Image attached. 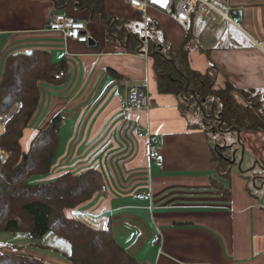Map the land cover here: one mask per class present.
<instances>
[{
  "label": "crops",
  "instance_id": "obj_1",
  "mask_svg": "<svg viewBox=\"0 0 264 264\" xmlns=\"http://www.w3.org/2000/svg\"><path fill=\"white\" fill-rule=\"evenodd\" d=\"M128 1L104 0L106 14L131 22L139 18L147 34L146 14L154 9L142 14ZM207 1L234 10V22L191 18L183 24L168 16L151 22L159 24L175 49L192 32L190 67L204 73L212 62L218 69L216 88L229 83L237 91L264 95V0ZM84 13L72 3L57 10L51 0H0V78L9 56L37 50L66 68L61 84H38L39 102L28 125L38 119L34 137L60 117V148L49 178L94 169L106 187L66 214L109 227L114 239L146 264H264V190L258 188L263 181L254 187V177L246 179L254 164V173L264 176V132L223 135L231 141L223 139L218 146H228L235 163H230L229 180L222 179L206 133L181 115L173 95L157 93L144 42L146 55L128 52L122 41L107 36L100 19ZM54 15L84 21L89 42L48 30L45 24ZM133 88L145 92L147 109L125 108L124 97ZM153 149L163 155V168L147 160ZM39 254L46 263L67 264L56 250Z\"/></svg>",
  "mask_w": 264,
  "mask_h": 264
},
{
  "label": "trees",
  "instance_id": "obj_2",
  "mask_svg": "<svg viewBox=\"0 0 264 264\" xmlns=\"http://www.w3.org/2000/svg\"><path fill=\"white\" fill-rule=\"evenodd\" d=\"M51 1L57 10H64L70 3L76 11L87 10L91 20L100 19L105 25L108 37L122 41L128 52L139 50L140 37L131 34V21L106 14L104 0ZM146 27L145 49L152 61L157 93L173 95L183 117H197L198 122L191 125L194 129L221 136L264 132V95L253 90L237 91L229 83L216 88L218 69L212 62L204 73L191 69L192 39L188 35L175 49L159 24L148 21ZM65 75L64 62L54 63L46 51L14 54L6 59L0 78V117L6 118L0 150L7 154L5 162L0 160V233H12L13 237L23 233L39 246L51 233L68 243L69 264H146L132 257L114 239L109 227L98 228L65 216L101 191L104 181L98 171L67 172L52 182L29 183L33 177L50 174L60 148L58 115L37 131L27 152L20 148L19 142L38 106V84H61ZM16 105L18 109L13 111ZM214 147L212 161L217 163L220 177L229 180L230 148ZM254 175L251 172L246 179ZM0 264L49 263L19 253L0 252Z\"/></svg>",
  "mask_w": 264,
  "mask_h": 264
},
{
  "label": "built area",
  "instance_id": "obj_3",
  "mask_svg": "<svg viewBox=\"0 0 264 264\" xmlns=\"http://www.w3.org/2000/svg\"><path fill=\"white\" fill-rule=\"evenodd\" d=\"M128 5L132 10L142 14H145L147 9L152 8L183 24H188L191 18L202 21L218 18L221 22L233 23V17L235 16L234 10H221L215 4L207 0H129ZM45 27L50 31L61 32L68 40L80 44L89 42L86 24L84 21L78 20L72 16L54 15L49 18ZM143 38L144 45H146V34ZM123 103L125 108L130 110L142 111L148 108L147 95L140 88H133L129 91L125 95ZM148 159L151 165L157 168H163V155L155 151H149ZM105 191L106 187L103 186L101 192L103 193Z\"/></svg>",
  "mask_w": 264,
  "mask_h": 264
},
{
  "label": "rangeland",
  "instance_id": "obj_4",
  "mask_svg": "<svg viewBox=\"0 0 264 264\" xmlns=\"http://www.w3.org/2000/svg\"><path fill=\"white\" fill-rule=\"evenodd\" d=\"M88 13H84V17L87 16ZM147 18L149 21H156V22H161L162 17L165 16L157 11L154 10H148L147 14H146ZM86 19V18H84ZM127 21L129 22L130 19L126 18ZM139 20L136 19V21H132L129 25V28L131 30L132 33H136L138 34V36L140 38H143L145 36V34L143 35V27H142V22L141 21H137ZM147 33V31H146ZM188 35L189 39L193 38V34L192 32H186V35H184V38ZM169 39V38H168ZM170 41V39H169ZM183 42V41H182ZM27 53V52H26ZM264 105V104H263ZM18 109V105H16L13 109V111H17ZM196 118V119H195ZM189 117V121L190 122H198L197 117ZM5 117H0V134L4 131V127L3 125L5 124ZM38 119L36 118L35 121L33 123L30 124V126H28V128L24 131L22 138L19 142L20 144V148L23 152H27L30 148V141L31 138L33 137V135L35 134V130L33 129L34 126H36ZM209 146L211 147H216L218 146L223 139H226L227 143H229V141H231L230 138H227L225 136H221V135H211V134H206ZM1 151V150H0ZM151 151H155V149L151 150ZM3 154H0V160L1 162H5V160L7 159V154L4 151H1ZM147 160L148 159V155H147ZM234 171L238 172L239 169L238 167H234ZM238 170V171H237ZM258 170V169H255ZM254 171V170H253ZM259 171V170H258ZM45 175V176H41V177H33L30 179V184L31 185H41L44 183H48V182H52L54 181L56 178L52 179L49 178L50 176ZM260 184V183H259ZM255 187V186H254ZM262 190H264V188H262ZM69 212L65 215L67 218H70L71 216H69ZM75 215V214H73ZM12 234V233H11ZM10 233H0V252H12V253H16V254H22V255H27V256H31V257H35V258H39L40 255L39 251H57L58 254L61 256L62 260H66L67 264H68V260H67V256L69 254V245L67 242H65L64 240H61L59 238H57L56 236H54L51 233H48L45 238L43 239V241L40 243L43 247L42 249L40 247H38L39 245L37 241L30 239L27 235L20 233L16 236L13 237V235H11ZM145 235H148L147 238V242L149 241V239H151V234L149 233V231L146 229L145 231ZM28 240V241H25ZM23 242H29L30 244L26 245L23 244ZM147 242H145L143 244V246H145L147 244ZM33 245H37V246H33ZM21 248V249H19ZM47 248V249H46ZM40 259V258H39Z\"/></svg>",
  "mask_w": 264,
  "mask_h": 264
},
{
  "label": "water",
  "instance_id": "obj_5",
  "mask_svg": "<svg viewBox=\"0 0 264 264\" xmlns=\"http://www.w3.org/2000/svg\"><path fill=\"white\" fill-rule=\"evenodd\" d=\"M133 35V34H132ZM130 36V34L127 36V37H129ZM143 40H144V38H141V39H139V43H140V47H139V53H141V54H144L145 52L144 51H141V48H142V46H143ZM237 142H239V141H237ZM243 153H244V151H242L241 152V159H240V161L238 162V164H237V167H238V169L240 170V167H241V163H242V161H243ZM230 163L231 164H234L235 163V159L234 160H232V161H230ZM255 166H256V164H254L250 169H248V171L249 172H251V171H253V169L255 168ZM261 170H263L264 171V168H261ZM260 179H263V183L260 185V187H258L259 189H261V188H264V177H254L253 178V184H254V186H255V181L256 180H260Z\"/></svg>",
  "mask_w": 264,
  "mask_h": 264
},
{
  "label": "flooded vegetation",
  "instance_id": "obj_6",
  "mask_svg": "<svg viewBox=\"0 0 264 264\" xmlns=\"http://www.w3.org/2000/svg\"><path fill=\"white\" fill-rule=\"evenodd\" d=\"M251 172H254V171H251ZM255 174V173H254ZM253 177H259L258 175H254ZM264 177V176H263ZM262 178V177H261ZM259 181H263V179H260ZM255 182H257V180L255 181Z\"/></svg>",
  "mask_w": 264,
  "mask_h": 264
},
{
  "label": "bare ground",
  "instance_id": "obj_7",
  "mask_svg": "<svg viewBox=\"0 0 264 264\" xmlns=\"http://www.w3.org/2000/svg\"><path fill=\"white\" fill-rule=\"evenodd\" d=\"M0 154H1V152H0Z\"/></svg>",
  "mask_w": 264,
  "mask_h": 264
}]
</instances>
